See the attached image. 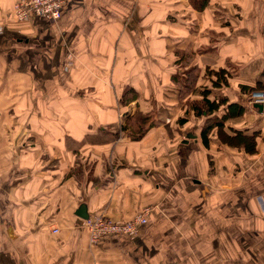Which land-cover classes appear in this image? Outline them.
Returning a JSON list of instances; mask_svg holds the SVG:
<instances>
[{
	"label": "crops",
	"instance_id": "0c3cea01",
	"mask_svg": "<svg viewBox=\"0 0 264 264\" xmlns=\"http://www.w3.org/2000/svg\"><path fill=\"white\" fill-rule=\"evenodd\" d=\"M16 1L0 0V264H264V103L249 93L264 91V0H66L23 22ZM204 89L244 108L207 146L226 107L195 117ZM135 112L148 127L121 130ZM144 208L136 234L89 244V214Z\"/></svg>",
	"mask_w": 264,
	"mask_h": 264
},
{
	"label": "trees",
	"instance_id": "16d2710c",
	"mask_svg": "<svg viewBox=\"0 0 264 264\" xmlns=\"http://www.w3.org/2000/svg\"><path fill=\"white\" fill-rule=\"evenodd\" d=\"M196 2V7L197 8H202L203 6L206 5L205 1H201V0H193V3ZM12 9V7L10 8V10ZM9 17L12 18V10L9 13ZM8 18V16H7ZM191 68H189L188 71H186L185 73H183L184 77H190L193 78L191 81L190 85H187L190 80H187V84L186 82L181 83V80L176 79L173 77V81H176L179 83L180 85V97L188 94L191 90L190 88H192V84H194L196 77L198 76V74H194L193 70H190ZM216 75V81L213 82L212 86L213 87H218L221 85H225L227 84L228 78L232 75L228 70H219V71H215L213 72ZM242 89L246 90L248 89V87L246 86H241ZM250 88V87H249ZM187 90V91H185ZM211 89H204L202 92V97L197 99V100H190V108L193 111V114L195 115V117H200V116H209L211 115V113L217 109H219L221 106H225L226 107V112L225 115H223L222 118H218V117H212L211 119L207 120V122L202 126V128L200 129V137L202 140V143L204 145L207 146L208 144V136L211 132V129L214 126H217L219 128H222L224 126V122L226 121V119L231 118V117H237L240 116V114H242L244 112V108L242 106V104H237V103H231V102H226L227 99L224 97H215L211 100L208 99V95H210ZM137 96V95H136ZM134 98V94L130 97H126L125 99H122V104H126V102L132 100ZM136 98V97H135ZM185 119H180V123H183ZM212 120V122H210ZM149 122L146 119V116H141V114H139L138 112H135L133 115H131V117H127L126 119V123L125 125H123L121 127V130H129L130 133H134V132H141L144 131L145 128L148 127ZM145 127V128H144ZM141 134V133H140ZM235 135V134H234ZM238 136V133L235 135ZM133 137H139V135H134ZM230 138H233L232 136H229ZM245 149L248 151H255V143H253L252 138L250 139V142L246 141L245 143ZM251 146V147H249Z\"/></svg>",
	"mask_w": 264,
	"mask_h": 264
},
{
	"label": "built area",
	"instance_id": "2783aa9c",
	"mask_svg": "<svg viewBox=\"0 0 264 264\" xmlns=\"http://www.w3.org/2000/svg\"><path fill=\"white\" fill-rule=\"evenodd\" d=\"M65 2L66 0H19L12 5V18L18 22H23L32 15H38L49 20L57 19L61 15ZM252 101L263 104L264 93L253 91ZM148 212L149 209L144 208L143 211L137 213L126 222H114L106 218L102 213L89 214L84 220V227L89 235L90 244L96 245L102 239L116 236V234L127 236L136 234L139 227L147 221Z\"/></svg>",
	"mask_w": 264,
	"mask_h": 264
},
{
	"label": "rangeland",
	"instance_id": "374dc122",
	"mask_svg": "<svg viewBox=\"0 0 264 264\" xmlns=\"http://www.w3.org/2000/svg\"><path fill=\"white\" fill-rule=\"evenodd\" d=\"M195 73H192V75H194ZM192 79L193 78H190L189 76L186 78V77H184V79L182 80V82L181 83H183V82H186V84H187V80H190V82L187 84V85H190L191 84V81H192ZM204 88H206V87H204ZM191 90H192V88H190ZM185 91H187V90H185ZM190 91V90H189ZM253 91H260V92H263L264 93V91H261V90H253ZM253 91H250L249 93H250V99H251V101H252V93H253ZM254 101H252V103H253ZM70 103V102H69ZM69 103H67V104H69ZM255 104H256V102H254ZM60 104V105H59ZM61 107V108H63L64 109V107H65V103H58V107ZM79 108H80V105L78 106ZM69 116H70V114L67 116V118L65 119V117H64V113H63V115L62 114H60L59 112H58V114H57V117L56 118H54V115H51V114H45L44 115V120H50V119H59L58 121L60 122H62V121H66L68 118H69ZM60 117H62V118H60ZM190 137L189 136H186V138L184 137V139L185 140H187V139H189ZM141 212V211H140ZM104 215V214H103ZM106 218H108L106 215H104ZM147 218H148V216H147ZM109 219V218H108ZM109 220H111V219H109ZM113 221V220H112ZM116 221H118V220H116ZM116 221H114V222H116ZM126 221H129V220H125V221H118V222H126ZM148 222V219H147V221L144 223V224H146ZM142 226V225H141ZM83 227H84V225H83ZM54 229H56V227H54L53 229H52V231L54 232V233H56L57 232V230H54ZM84 229H85V231L87 232V230H86V228L84 227ZM87 235H88V233H87ZM116 235H120V234H116ZM109 237H112V236H109ZM109 237H106V238H109ZM88 242H89V244H90V241H89V235H88ZM101 242V241H100ZM90 245H93V244H90ZM95 245V244H94Z\"/></svg>",
	"mask_w": 264,
	"mask_h": 264
},
{
	"label": "water",
	"instance_id": "95a60500",
	"mask_svg": "<svg viewBox=\"0 0 264 264\" xmlns=\"http://www.w3.org/2000/svg\"><path fill=\"white\" fill-rule=\"evenodd\" d=\"M256 104H258V103H256ZM260 105V104H259ZM189 137H192V135L191 136H189Z\"/></svg>",
	"mask_w": 264,
	"mask_h": 264
}]
</instances>
